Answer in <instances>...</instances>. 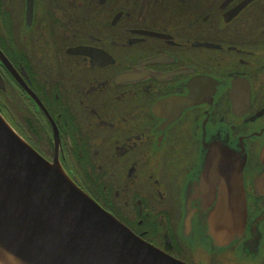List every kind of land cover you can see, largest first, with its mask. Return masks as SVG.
<instances>
[{"label": "flooded vegetation", "instance_id": "flooded-vegetation-1", "mask_svg": "<svg viewBox=\"0 0 264 264\" xmlns=\"http://www.w3.org/2000/svg\"><path fill=\"white\" fill-rule=\"evenodd\" d=\"M0 53L5 118L136 235L264 264V0H0Z\"/></svg>", "mask_w": 264, "mask_h": 264}, {"label": "water", "instance_id": "water-1", "mask_svg": "<svg viewBox=\"0 0 264 264\" xmlns=\"http://www.w3.org/2000/svg\"><path fill=\"white\" fill-rule=\"evenodd\" d=\"M0 59L12 73L1 53ZM225 159L233 158L229 154ZM237 179L240 175L233 173L220 180L230 194L227 203L235 201ZM235 209L242 229L244 203ZM233 216L219 217L228 224ZM0 264L187 263L146 242L101 207L57 159L50 162L33 149L0 109Z\"/></svg>", "mask_w": 264, "mask_h": 264}, {"label": "rangeland", "instance_id": "rangeland-1", "mask_svg": "<svg viewBox=\"0 0 264 264\" xmlns=\"http://www.w3.org/2000/svg\"><path fill=\"white\" fill-rule=\"evenodd\" d=\"M107 201H110L109 199H106ZM113 203V202H112ZM136 219H138L137 217H136Z\"/></svg>", "mask_w": 264, "mask_h": 264}]
</instances>
